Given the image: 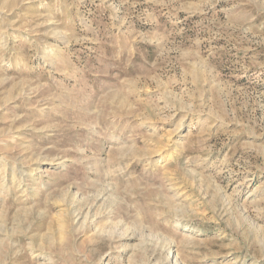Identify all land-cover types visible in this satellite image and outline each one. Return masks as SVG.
Instances as JSON below:
<instances>
[{
    "label": "rangeland",
    "instance_id": "rangeland-1",
    "mask_svg": "<svg viewBox=\"0 0 264 264\" xmlns=\"http://www.w3.org/2000/svg\"><path fill=\"white\" fill-rule=\"evenodd\" d=\"M0 264H264V0H0Z\"/></svg>",
    "mask_w": 264,
    "mask_h": 264
}]
</instances>
